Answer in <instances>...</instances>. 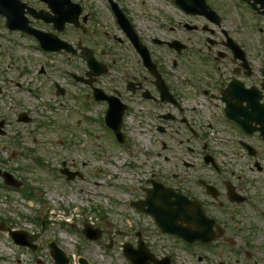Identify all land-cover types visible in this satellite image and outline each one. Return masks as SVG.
Wrapping results in <instances>:
<instances>
[{
    "label": "rangeland",
    "instance_id": "rangeland-1",
    "mask_svg": "<svg viewBox=\"0 0 264 264\" xmlns=\"http://www.w3.org/2000/svg\"><path fill=\"white\" fill-rule=\"evenodd\" d=\"M94 1L96 2V0ZM210 1L230 15L229 25L231 27L235 29L238 27L241 35L249 37L251 43H254L256 34L249 29V20L242 24L232 7L224 5L223 0ZM102 3L103 1L99 0V5H102ZM127 3L130 4L137 23L140 25L139 27L143 29L149 28L146 29V33L156 31L165 40L173 38L185 39L181 29L163 30L159 26L156 27V25L145 26V24H151L146 23L148 22L146 17L149 15L161 16V21L168 25L164 11H169L168 14H172L174 10L169 5L168 0L157 1L158 5H160L158 7H152V3L149 0H127ZM99 11L102 17V11H105L103 6ZM174 11L179 14L176 10ZM110 24L112 23L109 17L102 18L101 26L95 29L96 34L101 37V31ZM262 25L264 26V21H262ZM3 34H5V30L0 24V75L16 79L18 76L16 68H26L30 71L26 77L34 79V88H41L43 92L41 96L45 97V99L49 98L50 102L47 99L44 105H40L37 99H32L27 93L17 92L12 81L5 84L3 80H0L4 92H8L6 101L0 95V119L5 118L7 120L5 130L8 133L7 137H3L0 134V156L6 158L7 154L13 152L12 158L16 160L10 161V163L19 166V170L15 175L26 178L35 187L40 183L43 198L46 200L43 203L42 200L44 199L39 197L28 202L16 191L0 190V220L1 218H6L16 229L29 231L33 234V241L38 244L37 250L31 251L28 248H20L12 242L7 233L0 231V264H54L48 246L53 239L59 242V246L65 252L73 256L75 259L73 264H79L76 258L78 255L87 258L94 264H127L122 257V253H120L122 250L121 244L125 241L135 242V230L136 228H141V224L144 222L152 227L149 240L156 244L157 249L163 250L166 248L173 250L180 256L181 264H190L188 261L185 262L187 260L186 253L181 249L178 242L162 235L160 232L158 233L155 224L149 217H145L128 205V201L138 195L137 191L141 183L142 174H140L139 178L135 177V180L129 177L131 173L126 166L124 167V164L130 159L127 158V154L119 153L121 152L120 150L112 151V149L108 148H116L117 143L115 140L107 143V131L101 130V126H97L100 131H92L95 136L91 135L90 130H94L96 123L93 120L89 121L86 115L93 117L92 114L94 113L95 115L96 111L95 109L93 111L92 107L85 106V102H88L86 99L83 100L81 92H79L81 90L87 91V89L81 83H69L71 78L64 76V73L62 74L59 71V69L62 70V65L81 71L84 68L82 66L80 69L83 63L75 57L70 61L62 59V57L55 58L54 62L50 63L51 66L61 63L57 68L51 67L49 73L54 79L59 81L62 87H69L71 90L65 96H57L53 92L56 88L52 86L49 77L44 74H36L40 65L47 63L45 59L33 51L29 52L20 49V44L5 40ZM71 36L73 37L74 34L72 33ZM187 36L197 39L195 40L196 44L202 39V35L197 36L195 33L194 35L190 33ZM84 40L91 44L96 43L94 36H85ZM101 40L109 42L102 38ZM102 45L108 48L110 43L108 46ZM157 50L166 61H173L174 52L169 50L167 46H158ZM120 52L123 53L124 51L121 50ZM128 53L129 56H132V51ZM182 68L187 67L182 66ZM2 69H5V72ZM33 74H36V76H32ZM74 96H78V99H73ZM41 102L43 103V99ZM34 104L39 105V109H34ZM73 107L76 108L73 109ZM22 110H29L33 113L31 114L35 116L33 124L16 121V113H20ZM42 110L43 112H41ZM128 126H130L132 133L135 134L134 150L137 158L141 160L143 166L141 171L146 165L149 167L153 164L164 169L169 167L175 169L176 161L173 154L178 152L182 156L178 149L175 152H171V150L164 152L161 147V139L152 136L154 131L145 132L144 127H141L137 121H130ZM134 127L135 129H133ZM21 131L25 134L27 144L32 143L33 139H37L36 145H38L39 151L42 150L46 154L49 165L58 173V176L54 177L53 173L49 171V167H34L28 163L29 159H20L21 150L12 145L9 138L14 133H20ZM72 142H77V145H72ZM162 156H168L169 161L164 160ZM119 158H125L126 162L119 164L121 162ZM64 159L70 168L81 170L86 178L84 180L76 178L72 181L73 183L69 184L63 183L60 168ZM1 162L0 167L5 170H11L9 165L5 163L1 165ZM144 172L145 170L142 173L144 174ZM122 181L128 186L125 191L131 195L120 192L115 187L117 182ZM100 192L102 193L99 194ZM106 211L108 214L105 213V215L111 219L113 227L111 225L107 226V223L100 221V214ZM49 217H51V221L48 220ZM10 219L13 221L11 222ZM94 222L96 225L104 224L103 227L107 232L99 240L101 244L96 242L82 243L79 233L80 229L83 228L85 223L94 224ZM118 230L126 233L124 232L118 236ZM111 235H113L115 240V254L104 247L109 244ZM156 252L160 253V251Z\"/></svg>",
    "mask_w": 264,
    "mask_h": 264
},
{
    "label": "flooded vegetation",
    "instance_id": "flooded-vegetation-1",
    "mask_svg": "<svg viewBox=\"0 0 264 264\" xmlns=\"http://www.w3.org/2000/svg\"><path fill=\"white\" fill-rule=\"evenodd\" d=\"M245 6L249 7L246 3ZM94 38L96 39L94 54H96L98 60L107 62L108 65L116 63L115 60H108L109 56L113 55L114 49L105 50L100 48L95 35ZM214 39L215 43L210 51L202 54L205 57L204 59L187 60L189 65L193 66H197L194 63L197 62L198 67L182 68L175 64L176 68L181 69L178 70L174 67V71L183 72L185 75L191 76L192 79L188 82L182 81L178 74L171 75V77L177 79L176 82L169 77L166 79L170 83L169 89L173 98L180 102L181 107L176 103L162 101L151 75L138 77V74L121 68L119 78L110 79L105 76H98L95 78V85L97 84L107 95H112L113 98L127 106L125 119L135 115L134 110L137 109L139 119H154L164 125L168 122L166 129L161 125L158 130L174 137L173 140L179 141L183 155L194 153L199 146L197 142L216 140L215 134L221 138H223V135L233 138L234 142L238 140V144L241 145L242 137L248 138L249 136L228 120L227 106L241 105L244 108H249L254 103L246 100L241 101L239 99L244 94L237 96L236 92L230 94L225 92V89L235 79L241 82L246 89L256 86V172H247L251 169L250 165L238 167L237 162L239 161L237 159L239 155L229 159L231 164L234 165L227 168H234V170H223L216 173L214 170L208 169L210 168L209 165L203 166L205 169H197L195 163H200L201 158L198 156L193 157L192 160L182 159L178 161L177 170L187 173V179H184L181 174H174V185L181 188V191L185 193L198 180H204L209 186L216 189L217 202L222 206L228 203L235 204L236 202L230 200L232 194H238L239 192L244 194L245 191L250 193L248 188H251L252 192L256 193V210L246 206L241 208V215L238 216L239 219L242 215L245 216V220L252 219L247 235L256 243V264H264V137L262 133V130L264 132V85L262 84L264 54L261 53L257 42L256 53L248 52L249 47L245 49V57L250 66V71H248L242 67L241 60L236 59L235 44L242 45L244 40L238 31V27L236 29L231 27L230 40L225 38L221 30L215 32ZM219 51L223 53L221 54L222 58L219 57ZM195 56L198 55L195 54ZM120 66H122L121 63ZM161 72L164 74L163 71ZM166 75L168 76V74ZM199 76H202V78ZM255 78L256 84L252 83ZM247 97L253 98L254 96ZM187 101L191 102L193 106L187 104ZM187 107L188 111L186 112ZM191 109L193 110L191 111ZM230 112L235 117L241 116V118L244 113L239 114V111ZM214 123L216 133L211 131L214 128ZM234 142L231 147L224 150V153L238 151ZM221 148L224 147L212 143H203L201 154L203 157L208 154L216 162H220ZM201 161L204 163V158ZM237 172H240V174H237ZM246 173L251 174L253 177L256 176V180H253L248 188L243 181V174L246 175Z\"/></svg>",
    "mask_w": 264,
    "mask_h": 264
}]
</instances>
